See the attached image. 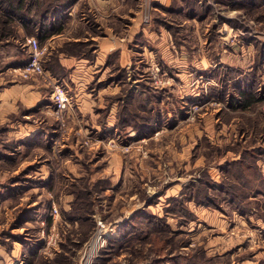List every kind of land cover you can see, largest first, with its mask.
I'll return each mask as SVG.
<instances>
[{
  "label": "rangeland",
  "instance_id": "rangeland-1",
  "mask_svg": "<svg viewBox=\"0 0 264 264\" xmlns=\"http://www.w3.org/2000/svg\"><path fill=\"white\" fill-rule=\"evenodd\" d=\"M9 1L0 0V245L11 252L20 243L22 254L29 247L24 264H86L90 254L88 264H264V195L257 194L264 190V178L254 175L264 174V160L247 172L248 183L231 180L237 193L249 196L247 215L221 195V207L215 208L186 194L187 185L206 176L222 181L221 165L239 159L243 147L264 146V101L229 107L240 85H253L264 95V0H218L214 5L173 0L169 8L157 0L105 5L77 0L61 33L44 41L26 30L16 13L7 19L5 8L14 9L18 0ZM133 22L153 32L155 40L149 43L140 31L129 64H120L118 53H112L92 77L82 75L83 89L93 99L90 111L82 114L74 85L63 80L71 69L60 58L94 65L105 30L127 38ZM60 34L61 40L52 39ZM30 37L45 49L46 73L25 78L13 68L29 60ZM183 53L193 74L181 81L165 57ZM195 66L199 70L193 71ZM121 74L124 83H108ZM56 83L72 101L62 117L53 107ZM131 91L138 98L126 100ZM141 116L160 121L152 135L141 136L133 128L141 125ZM121 121L123 128H116ZM78 196L81 207L89 205L88 213L75 212ZM143 211L164 218L169 233L157 232L163 229L157 220L150 233L136 220L139 232L126 244V221ZM42 231L55 234L50 251L44 250ZM168 237L163 250L158 242ZM6 262L0 250V264Z\"/></svg>",
  "mask_w": 264,
  "mask_h": 264
},
{
  "label": "trees",
  "instance_id": "trees-1",
  "mask_svg": "<svg viewBox=\"0 0 264 264\" xmlns=\"http://www.w3.org/2000/svg\"><path fill=\"white\" fill-rule=\"evenodd\" d=\"M76 2L77 0H49V2H45V0H18L17 3H15L13 6L14 9H12V7L10 6L5 8V12L8 17L6 18L11 20L13 18L11 14L16 13L17 16H19V18L21 19L24 28L28 31L29 29H33L36 35H38V37L44 41L48 39L50 36H53L54 34L61 33V31L64 29L65 22L68 18L69 15L68 12ZM8 3L9 5L13 4L11 3V0ZM203 4L207 8L210 7V5L207 4L206 2H204ZM261 61L262 59L259 58L258 62L261 63ZM124 78H125L124 75L121 74L117 77H114L113 79L112 78L109 79L108 83H115V82L124 83L125 82ZM134 94L135 92L131 91L126 100L131 101V99H133V97L135 96ZM237 94L238 97L236 101L233 100L229 101L230 108H235V109L248 108L256 102L264 101V95L261 96L262 93L258 94V92L255 91L253 85L252 87H247V88L240 85L238 87ZM118 97L123 98L122 95L120 94L118 95ZM156 97L158 98V96H155V98ZM232 97H234V95ZM135 98L138 97L135 96ZM143 108L145 109L146 107L144 106ZM160 115L161 113L159 112L157 115L158 119H160L161 117ZM141 118L143 120L141 125L134 126L133 128L136 129L141 136L152 135L156 131L160 121L155 120L154 117H150V116H141ZM129 119L125 120L126 123L122 121L118 122L116 124V128L119 129L123 128L122 126H124V123L128 125L130 124L132 125V123L128 122ZM107 128H108L107 123L105 122V125L102 127V130L105 131L107 130ZM108 133L111 132L109 131ZM259 159L264 160V146L251 147V148L243 147V149L240 151L239 159L234 161H226L223 165H221L220 169L223 173L222 181L220 182L212 181L210 177L206 176V179L201 178L199 181H194L190 185H187L186 189H188L187 190L188 192L186 194L188 195L189 200L195 201L199 205H206L215 208L216 207L220 208L221 206L219 205L220 203L218 201L219 200L218 197L221 195L223 197V199H221L222 201L230 204L233 208L237 209V211L240 212L241 214L247 215L248 214L247 208L250 207L249 206L250 201L248 200L249 196L248 194L245 193H241V194L237 193L234 190L235 185L231 183V180L243 179L244 183H248L249 176L247 172L252 171L254 169L256 170L258 169L256 162ZM254 175L257 176L262 175L264 178V174L262 172L254 173ZM263 183H264V179H263ZM257 194L264 195V190L258 189ZM79 199H80L79 196L76 197V200L74 202V205L76 204V211L75 209L74 211L78 212L77 213L78 215H81L79 214V212L84 214L88 213L89 205L87 204V207H81V203ZM177 201L181 203V205L183 204L182 200L178 199ZM185 212L187 213V211ZM80 218L82 217L77 215L74 216L72 215V219L79 220ZM136 220H140L143 223H145L148 229H150L149 233L151 232V230L156 229L157 227L156 220L159 224H162L163 226V229L157 230V232L166 233L170 231L169 230L170 227L168 224H166L164 218L152 215L148 211L135 213V215H133L128 221H126L124 225L126 227V229H123L124 236L128 238L127 239L128 242H126V244L129 243V238H131V236L139 232L138 228L135 227L134 225ZM146 234L148 236V232H146ZM171 235H174V233ZM156 236L157 238H153V240L155 239V241L156 239L160 238L158 234ZM162 238H166V235L163 236ZM170 238L172 237H168L165 240L161 239L160 242H158L159 244L160 243L163 244V246H161L162 247L161 249L164 250L166 248V245L171 241ZM167 251H169V249ZM172 260L173 262L175 261L174 258Z\"/></svg>",
  "mask_w": 264,
  "mask_h": 264
},
{
  "label": "crops",
  "instance_id": "crops-1",
  "mask_svg": "<svg viewBox=\"0 0 264 264\" xmlns=\"http://www.w3.org/2000/svg\"><path fill=\"white\" fill-rule=\"evenodd\" d=\"M172 1L173 0H157V2H159V5H161L164 8H169L170 5L172 4ZM98 2L101 5H103V4L105 5L106 3H110L111 0H98ZM199 3L202 4V2H200V1H199ZM177 12H178V14H183L184 13V11L181 10V9H179ZM197 30H198V28H197ZM127 31L129 33L128 37H127L128 39L124 38V36H122V35L121 36L116 35L114 32H112L111 29L109 31L105 30V36L103 37V39H101L99 41V44H98V50L99 51H98V56L96 57V61L94 62L95 63L94 65L88 63L87 59L78 60V59H75L73 57H61L60 58L61 64L65 68L67 67L68 69H71V72L68 75V77L63 78V80L66 82L65 84L67 86H69L70 84L74 85V89H76L75 90V98L74 99H75V101L77 103L78 108L81 111L84 110L85 112H87V111L89 112L90 108H91V105L93 104V99H91L92 94L89 93L88 91H84V89H83V87L85 85L82 82V75H86L88 77H92V75H90V74L93 72V69L95 67H97V66H101V65L103 66L104 63H105L106 57L108 55L112 54V53H118V61L120 62V64H122V65L129 64L128 58L130 56H132L131 55L132 49L136 48V46L138 44V43L135 42V37L139 35L140 31H143V36L144 37L146 36L148 38L147 41L149 43L150 42L152 43L151 39H154V37H155L153 32H151V31L148 32L145 27H141V25L138 24V23L134 24V22H133V24H131L128 27ZM62 37L63 36L60 34L58 36L52 37V39L53 40H55V39L56 40H61ZM74 40L77 41V40H80V38H74ZM137 40L138 39H136V41ZM166 44H165V41H162L161 45L165 46ZM252 46H253L252 43H250L248 48L250 49ZM170 52L171 51H169V53ZM235 52L241 53L240 49L238 51V49H236V48H235ZM167 54H165V56ZM244 59H246V58H244ZM167 60L169 61L170 64L172 62L174 63V68L177 69L176 70L177 71L176 74L179 77V79H181V81L182 80H186L187 77H189L191 74H193L191 72L190 73L187 72L186 66L188 64V57L184 53L182 55H179L177 58H175V56L174 57L171 56L170 60L166 56L165 57V62L166 63H168ZM216 64L217 63L215 62L214 65H216ZM210 66L213 67V65L211 63H210ZM192 70L193 71H197L199 69H196V66H195V68H192ZM39 88L40 87L37 86L35 88V90H37V92L40 93ZM108 89L113 90V92H117L118 91V88L109 87ZM108 89H106V90H108ZM168 99H169V97H168ZM114 108H112L111 114L113 113V109ZM84 111H82L83 112L82 114H86V113H84ZM114 119H115V115H111L108 118V126H109V128L113 126ZM16 244L13 247V249L11 250V252L7 251L3 246L0 245V250L3 251L4 254L7 256V262H6L7 264H24L26 258L29 256L28 253H27L29 247H27V249H26L27 252L24 251L25 254L24 253L22 254L23 245H21L20 243H16ZM26 253H27V255H26Z\"/></svg>",
  "mask_w": 264,
  "mask_h": 264
},
{
  "label": "built area",
  "instance_id": "built-area-1",
  "mask_svg": "<svg viewBox=\"0 0 264 264\" xmlns=\"http://www.w3.org/2000/svg\"><path fill=\"white\" fill-rule=\"evenodd\" d=\"M199 1H202V2L206 1L209 4L214 5V3L217 2L218 0H199ZM231 1H238V0H231ZM27 45L31 53L29 60L24 65L14 67L13 71L19 73V75L25 78H28L33 75H39V76L45 75L46 70L43 67L42 62H41L45 49H43L40 46L39 40L35 37H30L27 40ZM52 100H53L54 111L58 117H62L64 113H66V111L72 105L71 98L66 92L63 84L61 83L55 84L54 90L52 93ZM263 111H264V107H263ZM112 141H110V143H113ZM51 215L54 216L55 218L58 217V209L55 206H53L52 208ZM44 223L45 222H43V224ZM42 236L46 240V246L44 247V250L50 251V248L54 246L57 242L54 238L55 234L48 235L45 233V231H42ZM90 256L87 259L86 264L89 263Z\"/></svg>",
  "mask_w": 264,
  "mask_h": 264
}]
</instances>
